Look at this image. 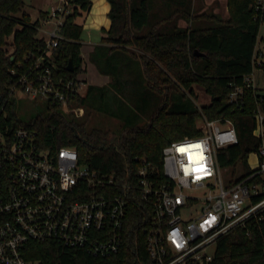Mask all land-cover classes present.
Returning <instances> with one entry per match:
<instances>
[{
	"label": "trees",
	"instance_id": "trees-1",
	"mask_svg": "<svg viewBox=\"0 0 264 264\" xmlns=\"http://www.w3.org/2000/svg\"><path fill=\"white\" fill-rule=\"evenodd\" d=\"M106 1L110 26L102 30L101 44L89 54V61L110 82L102 87L88 85L71 106L82 107L103 92L107 111L115 116L104 92L116 89L136 102L135 110L120 109L130 114L116 131L89 128L87 119L79 121L72 112L64 113L49 104L46 115L21 122L15 102L8 97L9 71L29 54H39L44 41L37 38L39 21L21 13L25 0H0V101H7L4 119L8 126L35 130L38 146L51 153L61 147L74 148L79 163L100 174L114 175L124 185L136 182V172L143 164L147 165L149 180L163 182L162 149L167 144L200 137L203 132L197 121L227 119L238 142L217 150L219 167L231 168L232 174L236 167H243V174L230 179L229 186L251 174L247 158L259 145L252 135L254 112L259 108L264 113V94H258L245 81L255 67L264 71V60L260 65L254 63L260 27L253 18L252 4L256 0H227L226 19L195 11L193 0ZM68 2L72 12L60 28L63 38L53 51V63L56 73L77 78L83 72V59L79 42L82 26L76 20L89 11L91 0ZM40 15L44 17L46 12ZM179 21L188 26L180 27ZM69 62L72 72L66 70ZM194 85L201 86L211 98L200 108L193 103ZM235 87L242 93L236 104L229 103ZM115 101L119 99L115 97ZM144 112L148 123L138 126ZM119 193L125 195L122 190ZM150 217V207L132 190L118 254L99 257L56 243L28 242L23 256L39 264H152L144 232ZM209 264H264V214L262 220L251 219L218 239Z\"/></svg>",
	"mask_w": 264,
	"mask_h": 264
},
{
	"label": "built area",
	"instance_id": "built-area-1",
	"mask_svg": "<svg viewBox=\"0 0 264 264\" xmlns=\"http://www.w3.org/2000/svg\"><path fill=\"white\" fill-rule=\"evenodd\" d=\"M252 10L254 20L264 24V0H256ZM71 12L68 0L50 8L43 26L37 28L44 49L9 71L10 100L46 101L76 115L71 103L85 92L86 84L56 73L53 63V51L63 38L60 28ZM263 50L264 37H260L256 65L263 61ZM245 81L253 86L251 77ZM241 93L235 87L228 102L236 104ZM6 106L7 101H0V264H39L23 256L28 242L56 243L99 257L118 254L132 190L150 207L144 232L152 264H209L218 239L251 219H263L264 113L259 108L254 112L252 135L259 145L253 153L255 165L249 168L252 173L225 187L217 150L238 142L227 119H203L200 137L167 144L162 149L163 182L149 180L143 164L134 184L121 185L114 175L79 163L74 148L51 153L38 146L35 130L10 128L4 119ZM206 188L209 193L204 197L186 193Z\"/></svg>",
	"mask_w": 264,
	"mask_h": 264
},
{
	"label": "rangeland",
	"instance_id": "rangeland-1",
	"mask_svg": "<svg viewBox=\"0 0 264 264\" xmlns=\"http://www.w3.org/2000/svg\"><path fill=\"white\" fill-rule=\"evenodd\" d=\"M61 1L62 0H25V6L22 9L21 13L27 14L30 17L31 21H36L38 19L40 24L43 25L40 11L46 12L50 7H57L61 4ZM100 2L106 3L107 1L100 0ZM193 6L195 11L199 13L204 12L208 16L216 14L222 18V15L225 14V11L227 9V0H193ZM94 7L96 8V6ZM92 10L93 6L92 9H90L88 12H82L76 20L77 23L82 26L81 36L79 40L81 44L80 51L81 54L85 57V63L87 66L86 68L83 66V72L78 74L77 78L85 80L88 85L97 84L98 75L96 72V68H94V65L87 60V49H89L94 44L100 43L104 35L100 25L91 24V18L94 15V11ZM38 35L41 36L42 33L39 32ZM260 37H264V24H261L259 27L258 38ZM250 77L257 93L260 95L264 94V71L260 68L255 67ZM193 91L195 93L193 103L196 107L200 108L210 102L211 98L205 93L201 86L194 85ZM101 93L103 92H98V95L93 99H89L84 106L74 107L76 108V115L74 113L73 114L76 118H80L78 119L79 121H84L85 119H87V121L89 122V128L98 127L116 131L122 124V119L130 114L126 113L128 112L127 110L123 111L120 109L122 107H125L134 111L136 102H130L129 98L125 96V94L117 91L116 89H112L111 92H104L106 95L108 94L107 96L109 97L110 102H112L110 105L111 107H113L112 112L115 113V116H111V113L107 111L109 106H107L106 104V97L105 99H102ZM115 97L119 99L118 102L115 101ZM14 102L18 111L19 119L23 123H27L37 115H46L48 110V103L46 101H29L24 97H20L16 98ZM56 109L60 110L59 108ZM147 115L148 114L145 112L140 114L139 120L137 122L138 126H144L148 123ZM197 126L199 128H203V123L197 121ZM255 161L256 160L254 154L250 153L247 158L248 168L255 165ZM232 172L233 171L231 168H225L221 170V178L225 187L230 179H237L238 177H240V175L243 174V167H236L233 174ZM215 191H217V188ZM186 193L194 197H204L209 193V189L206 188L197 191H186Z\"/></svg>",
	"mask_w": 264,
	"mask_h": 264
},
{
	"label": "crops",
	"instance_id": "crops-1",
	"mask_svg": "<svg viewBox=\"0 0 264 264\" xmlns=\"http://www.w3.org/2000/svg\"><path fill=\"white\" fill-rule=\"evenodd\" d=\"M62 1H61V3H62ZM107 3L108 2H106V3L100 2V0H91V7H90V9H92V6H93V10L92 11H94L93 12L94 15L91 18V24L100 25L101 28H102V30L103 29L107 30L109 28V26H110V20L107 19V17H108L107 14L109 12L110 6H109V3L108 4ZM94 6H96V8ZM50 8H52V7H50ZM50 8L46 11V15H47L48 11L50 10ZM40 12H42V11H40ZM46 15L44 17H42V20L46 17ZM227 17H228V13H227V9H226L225 14L222 15V18L223 19H226ZM39 24H40V22H39ZM178 25L180 27H183V28L184 27H187V24L185 22H183V21H179ZM39 26L42 27L43 25L40 24ZM38 34H37V38H40L41 36H39ZM9 41H11V37L9 38ZM100 44H101V42L98 43V44H94L89 49H87V55H86V57H87V60L88 61H89V54L93 51V49H94L95 46H98ZM81 57L83 59V66L86 68L87 66H86V63H85V57L82 54H81ZM96 72H97V70H96ZM97 75H98V78H97L98 82H97V84H91V85H94V86H97V87H102V86L107 85L110 82V78L108 76L101 75L98 72H97ZM80 80H82L83 82H85L86 88H87L88 84L86 83V81L83 80V79H80ZM85 91H86V89H85Z\"/></svg>",
	"mask_w": 264,
	"mask_h": 264
},
{
	"label": "water",
	"instance_id": "water-1",
	"mask_svg": "<svg viewBox=\"0 0 264 264\" xmlns=\"http://www.w3.org/2000/svg\"><path fill=\"white\" fill-rule=\"evenodd\" d=\"M48 12H49V11H48ZM66 70H67L68 72H72L73 69H72V66H71V62H69V64H68ZM245 151L248 152V151H249L248 148H246Z\"/></svg>",
	"mask_w": 264,
	"mask_h": 264
}]
</instances>
